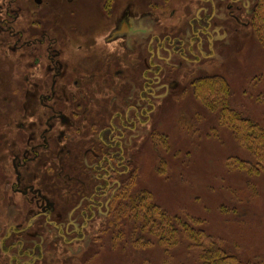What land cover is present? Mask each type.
Here are the masks:
<instances>
[{
  "label": "rangeland",
  "instance_id": "374dc122",
  "mask_svg": "<svg viewBox=\"0 0 264 264\" xmlns=\"http://www.w3.org/2000/svg\"><path fill=\"white\" fill-rule=\"evenodd\" d=\"M13 1L20 12L26 10L23 25L26 22L30 24L35 18L36 23L41 18L45 22L55 19L51 24L60 23V31H63L60 40L71 43L62 44L66 52L61 60L66 69L57 91L69 97L70 92L74 94L78 91L77 100L85 105L86 116L94 114L93 118L98 120L101 117L102 125L113 119L115 108L106 106L107 99L102 98L96 87L86 83L84 71L89 75L91 70L71 71L70 68L75 58L91 53L102 60L96 70L104 68L108 55L115 58L111 65L116 67L118 64V68H121L120 51L112 55L117 48L113 44L107 45L105 39L116 26L125 5H132V11L138 18L142 14L149 15L153 22V33L146 37V42L153 40L150 54L144 55L140 50L130 62L144 58L150 67L153 61L161 69L156 67L149 72L143 67V60L139 64L142 76L165 74L167 77L170 74L172 81L177 83L175 88L168 91L169 95L158 97L153 102H140L141 108H146L144 113L137 116L140 121L137 132H141V135L125 147L123 160V149L118 152L113 151L115 146L107 147L116 156L115 161L119 160L128 169H118L117 187L111 191L106 211H102V206L100 215L87 217L91 224L86 232L78 236L87 238V241L85 243L83 239L74 243L76 256L67 259L69 255L64 252L68 249L63 246L59 248L56 243L54 249L59 253L57 258L54 254V260L58 264H199L198 251L189 248L190 244L188 246L189 242L183 234L179 237V245L168 252L157 245L141 249L131 244L141 232L139 226L147 222L141 218V214L136 219L132 217L134 210H130L129 205L135 195H138L136 200L145 195L146 203L155 209L153 213L175 217L185 227L204 231L205 235L242 261L264 260V174L249 177L242 172L229 171L226 166L229 157L245 159L248 155L237 144L230 126L220 118V105L224 101L232 111L264 129V41L261 40L264 37V0H225V3L240 6L242 11L240 15L229 13L224 4L215 15L213 51L203 50L204 54H190L189 57L181 54L171 61L167 59V64L161 59L176 49L177 43L174 45V42L184 41L187 31H195L199 22L197 17L202 12L201 18L206 15L209 7L207 0H43L39 12L32 7L31 0H6L7 3ZM22 2L25 10L22 9ZM247 10H251L252 15H248ZM74 41L78 46L90 47L88 44H91L96 49H80L76 53ZM184 48L183 51L187 52L188 49ZM158 51L162 52L159 55L161 59H156ZM84 65L85 62L82 69H85ZM124 68L127 71L126 66ZM74 79L78 81L76 89L72 84ZM208 82L217 86L210 88ZM219 82L226 86V93L222 92ZM82 85L84 91L95 88L99 95L95 94L96 91L93 95L85 93ZM161 92L162 89L157 91L158 94ZM104 96L111 98L112 95L105 92ZM205 100H210L217 107L214 109L211 103L208 109L206 103L204 105ZM26 105V102L15 101L6 108L16 112ZM66 106L68 115L69 105ZM4 109L2 107L1 111ZM98 124L101 126L100 120ZM10 126L14 127L12 124ZM114 126L117 124L114 123ZM67 144L70 145V142ZM13 151L11 146L3 153ZM77 152L79 158L84 156V148ZM65 164L68 165V161ZM67 173L73 176V172ZM48 176L47 181H52L50 172ZM66 186H59V193H63ZM84 190L91 191L84 188L82 195L85 194ZM161 227L156 226L151 231L155 233L156 228ZM75 237V234L69 235L70 239ZM48 240L55 243L58 239L48 237ZM63 258L66 260L63 261Z\"/></svg>",
  "mask_w": 264,
  "mask_h": 264
},
{
  "label": "flooded vegetation",
  "instance_id": "af4514ba",
  "mask_svg": "<svg viewBox=\"0 0 264 264\" xmlns=\"http://www.w3.org/2000/svg\"><path fill=\"white\" fill-rule=\"evenodd\" d=\"M42 1L31 0V5L39 12ZM225 2L207 0L209 7L206 15L201 18L202 12L197 17L199 22L195 31H187L181 43L174 42V45L177 43L176 49H173V45V51L166 53L168 58L161 59L159 55L162 52L158 51L156 59L167 64V59L171 61L181 54L199 55L204 54L203 50L211 53L215 39V15L224 4L229 13L240 15L242 11L240 6ZM22 9L25 10L23 2ZM246 12L252 15L251 10ZM120 15L105 43L117 48L112 55L120 51L121 68H118V64L112 66L111 62L115 58L108 55L104 68L96 70L102 60L93 53L75 58L70 68L71 71L91 70L89 75L84 71L86 83L96 87L102 98L107 99L106 106L115 108L111 121L107 120L102 125L100 117L101 127L99 120L93 118L94 114L86 116L85 105L77 100L78 91L74 94L70 92V97L57 91L66 69L61 60L66 52L62 44L71 43L60 40L63 37L60 23L51 24L56 20L45 22L42 18L36 23L35 18L30 24L26 22L23 25L26 10L20 12L15 1L7 3L6 0H0V264H58L54 260V254L57 258L59 253V250L56 252L54 249L56 243L59 248L63 246L68 249L64 252L69 255L67 259L76 256L73 252L74 243L82 242L83 239L85 243L87 241V238L78 237L91 224L87 217L100 215L102 206V211H106L111 191L117 187L115 183H118L120 175L118 169L127 168L119 160L115 161L116 156L110 151L123 149V160L125 147L141 135V132H137L140 122L137 116L144 113L146 108H141L140 102H153L158 97L169 95L168 91L177 85L170 74L167 77L165 74L142 76L139 64L144 58L130 62L140 50L144 55L150 54L153 40L146 42V37L153 33L151 17L142 14L138 18L129 4L121 9ZM79 46L74 45L76 53L80 49H96L91 44H88L90 47ZM184 47L188 49L187 52L183 51ZM83 62L85 69H82ZM144 62L143 67L149 72L156 67L161 69L153 61L150 67L147 66V60ZM125 66L128 72L124 70ZM72 84L76 89L78 81L74 79ZM144 88L149 90L142 93ZM159 89H162L160 94L157 93ZM85 91L93 95L96 89L88 91L86 88ZM105 92H109L111 98L105 97ZM15 101L26 102L27 105L21 106V110L16 112L6 108ZM66 104L69 105L68 115ZM92 105L95 103L92 102ZM2 107L5 108L3 112ZM11 146L14 151L4 154ZM114 146L115 150L108 151L107 147L110 149ZM81 148H84V156L79 158L77 150ZM68 171L73 172V176ZM49 172L52 181L46 179ZM63 184L67 185L66 189L59 193L58 187ZM84 188L91 191L84 190L85 194L82 195ZM71 234L76 237L70 239ZM48 237L58 240L52 243Z\"/></svg>",
  "mask_w": 264,
  "mask_h": 264
},
{
  "label": "trees",
  "instance_id": "16d2710c",
  "mask_svg": "<svg viewBox=\"0 0 264 264\" xmlns=\"http://www.w3.org/2000/svg\"><path fill=\"white\" fill-rule=\"evenodd\" d=\"M262 24L264 26V21H262ZM261 40L264 41V37ZM208 83H210V88L217 86H213L212 82ZM220 84L222 92L226 93V86L224 87L222 83ZM214 94L215 90H213L212 95ZM211 103L215 109L217 107L216 104L210 102V100L204 101V105L208 109L211 107ZM220 118L224 119L230 126V131L237 144L248 155V158L245 159L229 157L226 160V166L229 171L242 172L249 177H257L264 174V129L252 120L243 118L240 114L232 111L228 103L224 101H221L220 105ZM137 196H133V200L130 199L132 203L129 205V209L134 210L132 217L136 219L141 214V218L147 222L139 226L141 232L137 240L131 242L134 247L139 246L141 249H146L157 245L163 248L165 252H168L179 245V237L183 234L189 242L188 246L190 244L189 248L198 251L197 259L199 264H264V260L242 261L237 256L228 253L222 246L214 242L210 236L205 235L204 231H195L187 226L185 227L175 217H168L162 213H153L155 209L152 205L146 203L145 195H141L139 200L135 199ZM160 225L162 226L161 229L156 228L155 233L151 231ZM142 233H144L143 236L141 235ZM152 237L155 239L151 240Z\"/></svg>",
  "mask_w": 264,
  "mask_h": 264
}]
</instances>
